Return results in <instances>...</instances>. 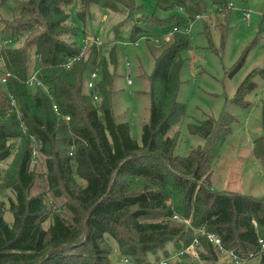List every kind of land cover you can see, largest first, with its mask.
Wrapping results in <instances>:
<instances>
[{
    "label": "trees",
    "instance_id": "obj_1",
    "mask_svg": "<svg viewBox=\"0 0 264 264\" xmlns=\"http://www.w3.org/2000/svg\"><path fill=\"white\" fill-rule=\"evenodd\" d=\"M14 1L12 17L0 21L11 39L0 42L7 75L0 82V264H111L110 237L121 255L139 264H151L149 255L171 256L195 238L201 262L186 254L170 264H233L221 260L218 248L197 231L203 227L218 234L225 248L242 257L255 252L264 264V194L218 189L212 181L218 154L212 144L228 137L230 120L209 116L189 122L188 130L206 144L187 155L176 153L186 113L178 95L191 47L187 30L208 9L206 0H158L165 8L179 7L187 19L173 17L177 25L161 40L146 37L155 65L141 143L114 113L116 44L110 48L111 41L88 39L84 30L88 43L77 45L78 27L69 12L73 0ZM210 1L217 12L205 28L213 24L224 35L231 7L226 0ZM133 2L79 0L77 14L84 21L98 5L113 11L124 6L132 16ZM141 30L134 25L132 35ZM246 53L231 74L240 70ZM35 72L44 85L31 92L28 80ZM92 72L97 76L88 87ZM255 87L251 72L238 97ZM261 108L263 132L254 139L253 153L264 166V97ZM39 166L48 190L34 192Z\"/></svg>",
    "mask_w": 264,
    "mask_h": 264
},
{
    "label": "rangeland",
    "instance_id": "obj_2",
    "mask_svg": "<svg viewBox=\"0 0 264 264\" xmlns=\"http://www.w3.org/2000/svg\"><path fill=\"white\" fill-rule=\"evenodd\" d=\"M226 1L231 7V15L224 35L213 24L205 28V21H209L217 12V6L212 5L210 0H206L209 6L203 15L189 22L187 32L191 47L181 70L182 85L178 95L185 104L186 113L176 153L187 155L192 147L206 144L205 138L188 130L189 122L200 123L209 116L216 120L229 119L231 133L224 141L212 144L218 153L214 166V185L219 189L261 196L264 194V166L253 154L252 147L254 139L263 132L264 0ZM14 4V0H9L5 5H0V21L12 17ZM133 6L135 10L129 16V10L124 6L120 7V11H113L94 5L91 16L83 21L77 14L79 0H73L69 12L70 21L78 27L74 36L78 46H83L84 30L89 35L88 39L94 36L100 42L111 41L110 48L116 44L117 63L112 67L116 73L112 96L114 113L117 121L130 125L132 137L141 143L143 124L151 113L149 77L155 65L146 37L155 36L161 40L177 25L171 21L173 17L180 16L184 20L187 17L179 7L165 8L158 0H134ZM247 11L251 14L249 22L245 18ZM156 19H161L158 21L161 23H153ZM134 25H140L142 30L133 36ZM7 38H10V34L3 32L0 27V42ZM134 38L138 39V44L132 41ZM21 41L13 42V46L19 45ZM103 51L108 52V49L104 46ZM244 51L247 53L242 67L231 74L230 68ZM33 66L37 69L38 63L34 61ZM3 71L4 63L0 58V82ZM251 72L256 87L240 99L238 89ZM29 90L34 92L36 87L31 86ZM227 113L234 115L235 119ZM36 168L38 174L34 192L48 190L42 177L45 171L43 166ZM6 218L11 221L13 215L7 212ZM108 240L111 264H139L134 259L124 261L126 256L120 254L117 241L111 237ZM176 253L173 252V255ZM163 258L164 255L159 253L149 255L148 260L151 264H158ZM250 262L258 264L259 257L251 258Z\"/></svg>",
    "mask_w": 264,
    "mask_h": 264
},
{
    "label": "built area",
    "instance_id": "obj_3",
    "mask_svg": "<svg viewBox=\"0 0 264 264\" xmlns=\"http://www.w3.org/2000/svg\"><path fill=\"white\" fill-rule=\"evenodd\" d=\"M245 18L247 20V22L250 21L251 18V14L250 12H245ZM11 39H6L4 42H10ZM84 43L87 44L88 40L84 39ZM135 44H138V40H136L134 42ZM84 53L85 51V47H83L82 50ZM74 59H70L68 62V65H70L72 63ZM6 76L5 75L2 78V81L6 80ZM97 76L96 72H92L90 79L87 82V86L88 87H92L93 86V82H94V78ZM28 84L30 86H35V87H39V86H43V82L37 77V72H35L30 79L28 80ZM56 111L58 112L57 106H54ZM177 217V216H176ZM186 222L189 223V220L184 219ZM197 231L201 232L202 234H205L207 236V238L209 239L210 242H212V244L214 246H216L221 254V260H226L227 262H231L233 264H247L250 262V259L256 256L255 252H250L249 257H242L240 256L234 248H225L223 246L222 243V238L214 233V232H208L204 227L197 229ZM260 243H261V247L262 249H264V240L260 239ZM200 245V241L199 238H195L191 244H189L187 247H185L184 249L180 250L179 252H177L175 255H171L168 257H165L161 260L158 261V264H170L174 259H176L178 256L180 259H182L183 257H185L186 254H190L192 256L193 260H197L201 262V256H200V252L198 249V246ZM178 255V256H177ZM124 261H129L128 258H124Z\"/></svg>",
    "mask_w": 264,
    "mask_h": 264
},
{
    "label": "crops",
    "instance_id": "obj_4",
    "mask_svg": "<svg viewBox=\"0 0 264 264\" xmlns=\"http://www.w3.org/2000/svg\"><path fill=\"white\" fill-rule=\"evenodd\" d=\"M252 151H253V147H252ZM254 154V153H253ZM261 163V162H260ZM214 174V173H213ZM212 181H213V175H212ZM213 184H214V182H213ZM215 186V185H214ZM216 187V186H215ZM217 188V187H216ZM219 189V188H218ZM223 190H227V191H237V190H229V189H223ZM237 192H241V191H237ZM244 193V192H243ZM247 194H251V193H247ZM252 195H254V194H252ZM255 196H257V195H255Z\"/></svg>",
    "mask_w": 264,
    "mask_h": 264
}]
</instances>
